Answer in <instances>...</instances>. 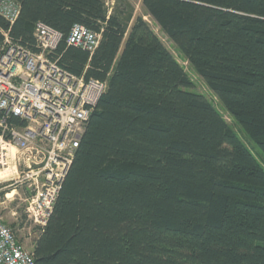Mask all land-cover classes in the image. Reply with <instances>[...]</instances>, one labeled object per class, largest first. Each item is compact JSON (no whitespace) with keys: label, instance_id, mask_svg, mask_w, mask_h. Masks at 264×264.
Masks as SVG:
<instances>
[{"label":"trees","instance_id":"16d2710c","mask_svg":"<svg viewBox=\"0 0 264 264\" xmlns=\"http://www.w3.org/2000/svg\"><path fill=\"white\" fill-rule=\"evenodd\" d=\"M9 40L62 34L61 69L106 82L34 264H264V168L127 0H14ZM264 156V0H140ZM73 25L101 38L68 46ZM11 122L18 123L15 118Z\"/></svg>","mask_w":264,"mask_h":264},{"label":"built area","instance_id":"2783aa9c","mask_svg":"<svg viewBox=\"0 0 264 264\" xmlns=\"http://www.w3.org/2000/svg\"><path fill=\"white\" fill-rule=\"evenodd\" d=\"M14 0H0V17L13 24L19 15ZM0 49V206L17 187L25 186V214L42 229L52 214L93 109L106 82L85 80L61 69L49 57L62 34L38 22L33 37L37 52L20 47L3 33ZM101 35L73 25L66 44L92 54ZM15 118L18 123L11 122ZM10 173L4 185L1 175ZM9 176V175H8ZM0 264H34L0 215Z\"/></svg>","mask_w":264,"mask_h":264},{"label":"rangeland","instance_id":"374dc122","mask_svg":"<svg viewBox=\"0 0 264 264\" xmlns=\"http://www.w3.org/2000/svg\"><path fill=\"white\" fill-rule=\"evenodd\" d=\"M108 8L114 5L113 0H105ZM134 8V18L142 17L143 20L149 25L152 32L162 42L164 47L173 55L178 64L184 69L186 75L192 83L191 91L203 95L215 108V110L221 115L229 128L240 138V140L250 149V151L257 158L259 163L264 168V156L250 140L245 131L231 118V116L225 111L221 103L215 94L207 87L206 83L195 73L191 66L185 61L183 56L179 53L174 44L160 31L158 26L151 18L145 16L140 0H127ZM9 175V176H8ZM4 178V185L10 179V173L1 175ZM28 196V192L25 186H18L16 192L8 196L9 200L2 206H0V215L3 218V222L12 229L15 233L17 240L22 244L24 249L28 252L33 250L35 242L39 236V228L36 227L33 222L25 214V199ZM3 197L0 201L2 202Z\"/></svg>","mask_w":264,"mask_h":264}]
</instances>
